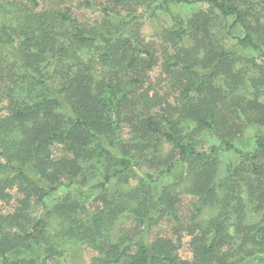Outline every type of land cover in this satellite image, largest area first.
Returning <instances> with one entry per match:
<instances>
[{
  "label": "trees",
  "instance_id": "obj_1",
  "mask_svg": "<svg viewBox=\"0 0 264 264\" xmlns=\"http://www.w3.org/2000/svg\"><path fill=\"white\" fill-rule=\"evenodd\" d=\"M101 6L0 0V264H264V0Z\"/></svg>",
  "mask_w": 264,
  "mask_h": 264
},
{
  "label": "rangeland",
  "instance_id": "obj_2",
  "mask_svg": "<svg viewBox=\"0 0 264 264\" xmlns=\"http://www.w3.org/2000/svg\"><path fill=\"white\" fill-rule=\"evenodd\" d=\"M38 5L40 6L39 9L43 10H56L59 8H64V7H69L73 8L78 14H82L87 20H94L97 17L99 18L101 15V5H112L113 0H93L91 1V6L85 7V9L79 11L76 9V7L79 5V0H36ZM133 8L137 12L136 15H141L142 17V29L141 33L147 38L150 39L153 36L159 34L164 28L168 27L171 22L170 18L162 13L159 12L158 15H153L151 12L146 10L143 7H138L136 3L132 4ZM195 6H193L194 8ZM174 11L178 13H189L192 10V7H182V8H173ZM224 40V45L227 48L232 49L233 51L237 52H242L239 48L236 47V44L234 41L230 40L229 38H225L223 34L220 35ZM159 72L156 71L154 74V80L159 77L158 76ZM168 91V87L166 88ZM260 130V127L257 126H250L245 132L244 135L236 140V143L238 147L243 150V151H252L254 149V143H255V136L258 134ZM192 144H194L199 150L205 151L207 150L211 145L216 144V140L208 133V132H200V133H195L193 137L188 138ZM166 152H170V148H166ZM222 167H225L226 164H229L231 162H236V158L232 155H223L222 156ZM182 173H184V169H179L174 173V178L180 176ZM65 190L62 191L61 194H64ZM33 213L34 217L40 216L43 211L37 208ZM12 210L10 206L4 205L2 202H0V211L8 212ZM216 211V207H211L210 205L208 207H205L203 214L201 215L202 220H207L212 216V213ZM183 247L180 250V255L184 259H190L192 257L190 248H189V239L184 238L183 239ZM85 249L81 250L79 253L81 255L85 253L86 259H89L91 257L88 255V251L84 252ZM22 253V252H21Z\"/></svg>",
  "mask_w": 264,
  "mask_h": 264
}]
</instances>
